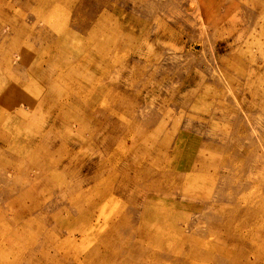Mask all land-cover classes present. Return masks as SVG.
<instances>
[{
  "label": "rangeland",
  "instance_id": "374dc122",
  "mask_svg": "<svg viewBox=\"0 0 264 264\" xmlns=\"http://www.w3.org/2000/svg\"><path fill=\"white\" fill-rule=\"evenodd\" d=\"M0 264H264V0H0Z\"/></svg>",
  "mask_w": 264,
  "mask_h": 264
},
{
  "label": "bare ground",
  "instance_id": "6f19581e",
  "mask_svg": "<svg viewBox=\"0 0 264 264\" xmlns=\"http://www.w3.org/2000/svg\"><path fill=\"white\" fill-rule=\"evenodd\" d=\"M74 172V171H73ZM101 192V191H100ZM70 193V192H69ZM78 193V192H77ZM97 193H99V192H97ZM73 194H75V193H73ZM98 195V194H97ZM76 197H77V195H76ZM89 212V211H88ZM100 218H101V216H100ZM102 219V218H101ZM87 228H88V226H87ZM83 233V232H82ZM139 233V232H138ZM86 235V234H85ZM151 235H153L152 236V238L154 239L155 238V236H156V232L154 233V234H151ZM87 236V235H86ZM103 238V237H102ZM151 238V239H152ZM100 241V240H99ZM102 242V241H101ZM98 243H100V242H98ZM96 244H97V242H96ZM92 249V248H91ZM161 250V249H160ZM95 251V250H94ZM71 254V253H70ZM108 254V253H107ZM46 256V255H45ZM108 257H109V255H108ZM46 258V257H45ZM111 258V257H110ZM109 259V258H108ZM65 260V259H64ZM109 260H111V259H109ZM109 260H108V262H109Z\"/></svg>",
  "mask_w": 264,
  "mask_h": 264
}]
</instances>
